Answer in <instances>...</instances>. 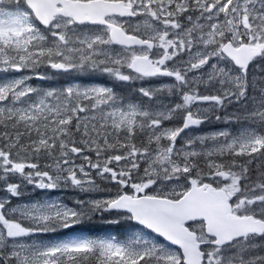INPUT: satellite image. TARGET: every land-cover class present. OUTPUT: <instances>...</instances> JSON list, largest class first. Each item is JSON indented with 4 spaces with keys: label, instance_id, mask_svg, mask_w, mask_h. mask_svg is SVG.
Wrapping results in <instances>:
<instances>
[{
    "label": "snow or ice",
    "instance_id": "snow-or-ice-1",
    "mask_svg": "<svg viewBox=\"0 0 264 264\" xmlns=\"http://www.w3.org/2000/svg\"><path fill=\"white\" fill-rule=\"evenodd\" d=\"M0 264H264V0H0Z\"/></svg>",
    "mask_w": 264,
    "mask_h": 264
}]
</instances>
